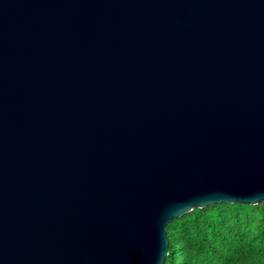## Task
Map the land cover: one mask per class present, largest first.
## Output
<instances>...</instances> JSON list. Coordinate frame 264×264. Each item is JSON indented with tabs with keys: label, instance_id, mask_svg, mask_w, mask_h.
Wrapping results in <instances>:
<instances>
[{
	"label": "water",
	"instance_id": "obj_1",
	"mask_svg": "<svg viewBox=\"0 0 264 264\" xmlns=\"http://www.w3.org/2000/svg\"><path fill=\"white\" fill-rule=\"evenodd\" d=\"M259 202L264 0H0V264H165Z\"/></svg>",
	"mask_w": 264,
	"mask_h": 264
},
{
	"label": "trees",
	"instance_id": "obj_2",
	"mask_svg": "<svg viewBox=\"0 0 264 264\" xmlns=\"http://www.w3.org/2000/svg\"><path fill=\"white\" fill-rule=\"evenodd\" d=\"M248 205L218 203L169 221L165 264H264V202L257 204L261 210L254 231H246L242 222Z\"/></svg>",
	"mask_w": 264,
	"mask_h": 264
},
{
	"label": "rangeland",
	"instance_id": "obj_3",
	"mask_svg": "<svg viewBox=\"0 0 264 264\" xmlns=\"http://www.w3.org/2000/svg\"><path fill=\"white\" fill-rule=\"evenodd\" d=\"M257 204H249L242 210V222L247 224V227L244 228L246 231H254L258 229L257 219L260 215L261 208L257 206ZM222 209L228 214V207L224 206Z\"/></svg>",
	"mask_w": 264,
	"mask_h": 264
}]
</instances>
